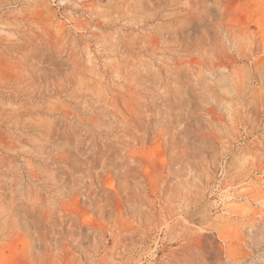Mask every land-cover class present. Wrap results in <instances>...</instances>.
<instances>
[{"label":"rangeland","instance_id":"374dc122","mask_svg":"<svg viewBox=\"0 0 264 264\" xmlns=\"http://www.w3.org/2000/svg\"><path fill=\"white\" fill-rule=\"evenodd\" d=\"M0 264H264V0H0Z\"/></svg>","mask_w":264,"mask_h":264}]
</instances>
